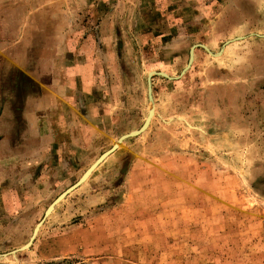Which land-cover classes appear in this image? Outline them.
Masks as SVG:
<instances>
[{
	"label": "rangeland",
	"instance_id": "374dc122",
	"mask_svg": "<svg viewBox=\"0 0 264 264\" xmlns=\"http://www.w3.org/2000/svg\"><path fill=\"white\" fill-rule=\"evenodd\" d=\"M78 2L70 40L104 78L108 119L92 147L76 142L73 161L62 160L11 226L0 225V264H264V194L247 140L216 121L214 106L204 108L212 86L200 77L211 61L200 66L204 52L193 47L228 38L234 1ZM159 72L172 80L153 76L149 93L148 74ZM149 113L144 132L124 139L45 216Z\"/></svg>",
	"mask_w": 264,
	"mask_h": 264
},
{
	"label": "crops",
	"instance_id": "0c3cea01",
	"mask_svg": "<svg viewBox=\"0 0 264 264\" xmlns=\"http://www.w3.org/2000/svg\"><path fill=\"white\" fill-rule=\"evenodd\" d=\"M233 1L238 22L228 38L221 42L219 34L218 42L193 47L204 52L200 66L211 61L200 77L212 86L204 108L214 106L221 126L230 122L237 137L244 135L251 176L264 194V0ZM76 2L0 0L2 227L31 205L28 196L43 189L62 160L71 155L73 161L76 142L81 139L88 149L94 134L105 129L104 78L84 46L74 48L69 36L80 17Z\"/></svg>",
	"mask_w": 264,
	"mask_h": 264
},
{
	"label": "water",
	"instance_id": "95a60500",
	"mask_svg": "<svg viewBox=\"0 0 264 264\" xmlns=\"http://www.w3.org/2000/svg\"><path fill=\"white\" fill-rule=\"evenodd\" d=\"M189 65H190V63L188 64V67H189ZM187 67V68H188ZM186 68V69H187ZM186 69H184L182 72H181V75L182 74H184V72L186 71ZM153 76H163V77H167L164 73H161V72H159V73H150V74H148V91H149V93L151 92V78L153 77ZM168 78V77H167ZM169 80H172L171 78H168ZM151 118H152V113H149L148 114V116H147V118H146V120H145V122L143 123V125L141 126V128L138 130V131H136V132H134V133H131V134H128V135H124V136H122V137H120L119 138V140L117 141V143L110 149V150H108L106 153H104V154H102L99 158H98V160L92 165V166H90L89 168H88V170L84 173V175H83V177L76 183V184H74L72 187H70L69 189H67L65 192H63L48 208H47V210H46V212H45V216L47 215V214H49L50 213V211L52 210V208H53V206L56 204V203H58L64 196H66L69 192H71L72 190H74L75 188H77L85 179H86V177L90 174V172L92 171V170H94V168H96L97 166H98V164H100L103 160H104V158L107 156V155H109L110 153H112V152H114L117 148H118V146L122 143V141L124 140V139H127V138H130V137H135V136H137V135H139V134H141L142 132H144L145 130H146V128H148V125H149V123H150V120H151ZM37 230H38V227H36L34 230H33V234H35L36 232H37ZM32 240H33V237L31 238V240H30V242H28V244H26L23 248H28L29 246H30V244L32 243Z\"/></svg>",
	"mask_w": 264,
	"mask_h": 264
}]
</instances>
